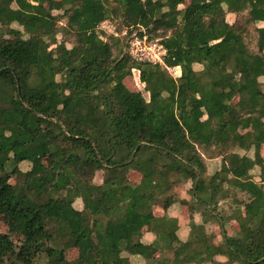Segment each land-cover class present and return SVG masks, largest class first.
Returning a JSON list of instances; mask_svg holds the SVG:
<instances>
[{"label":"trees","instance_id":"16d2710c","mask_svg":"<svg viewBox=\"0 0 264 264\" xmlns=\"http://www.w3.org/2000/svg\"><path fill=\"white\" fill-rule=\"evenodd\" d=\"M106 20L126 37L144 29L159 40L163 64L101 38ZM260 24L264 0H0V222L8 228L0 264H128L124 252L153 260L159 250L173 252L168 264H221L216 255L264 264ZM134 70L149 99L126 85ZM218 158L220 170L208 174L207 160ZM132 170L139 183L128 179ZM188 182L191 234L173 246L177 220L155 217L153 207L169 209ZM241 182L251 198L245 213L232 208L242 203ZM196 213L220 227V244ZM144 228L154 244L141 243ZM72 249L78 255L68 260Z\"/></svg>","mask_w":264,"mask_h":264},{"label":"rangeland","instance_id":"374dc122","mask_svg":"<svg viewBox=\"0 0 264 264\" xmlns=\"http://www.w3.org/2000/svg\"><path fill=\"white\" fill-rule=\"evenodd\" d=\"M188 3H189V1L185 5L181 6L180 7L181 10L184 9L187 6ZM234 16L235 15H231V14H228L227 15V19H228V21L230 23H233V21L235 19ZM111 23L112 24H107V25L106 24H103V25H101L99 27L100 32H101V34H100L101 35V38H103L106 41H111L110 40V36H113V37H116V38H120V40L122 41L123 45L127 44L129 46V49L128 50H127V48H125V46H123L124 47L123 48V51L125 53L128 52V51L129 52L132 51V53H133L135 46H136L137 50L138 49H144L143 52H145V50H149L148 47L151 45L152 42L149 40V38H148V36L146 34L143 37L133 36V35H130V36H127L126 37L127 30L123 27V25H120V23L117 22V21H112ZM58 40L59 41L62 40L61 36L58 37ZM154 42H155L154 45L151 46V48H152L153 51H152V53L149 51V53L151 54L152 59L155 62H158V63L161 64V60L163 62L162 56H164L163 55L164 52H163V50L161 48L163 46L160 45V44H158L159 40H155ZM132 44H133L134 47H131ZM156 44L158 46H156ZM159 46H161V47H159ZM52 48H54V46H52ZM120 48H122V46H120ZM159 49H161V50H159ZM143 52H140V57H142L141 56L142 55L141 53H143ZM119 54H120V50L118 49V50H116L115 55L118 56ZM195 69L196 70H201L202 67L199 66V65H196L195 66ZM169 71L172 74V76H174L175 78H177L180 75V73H181L180 69H176V68L169 69ZM125 83H126V85L128 86V88L130 90L135 91V92L140 91V92L143 93V95L147 99H149V94L145 91L144 84H142L140 82V74H139L138 71H135L134 70L132 77L128 78ZM239 153L241 155H248V156H251V157L254 156V153L253 152H250V151L249 152L248 151L247 152H245V151H239ZM262 154L264 156V148H263V153ZM221 162H222V159L221 158H218L216 160H212V159L211 160H207V164L209 166L208 167L209 174H213L217 170H220L221 164H222ZM49 163H50V158L49 157H45L44 158V164L45 165H49ZM20 168H21L22 171H26V170H28L30 168V165L28 163H24V164L21 165ZM259 174H260V169L258 167H256L255 169H253V171L251 172V177L253 178L254 181L260 182ZM0 177H2V179H4V175H2L1 172H0ZM102 180H103V173L102 172H99L97 174L96 178H95V183L96 184H99L100 182H102ZM18 182H21V179L20 178H19V180L16 179V178L10 179V183L11 184H17ZM188 185H190V183H188ZM240 188H242L241 192L239 191ZM245 188H246V185H244V184L239 185V190H238L237 196H236V197H238V199L242 203L241 204H234V203H232V208L233 209L236 208V207H241L243 213H245L246 211H248V205L250 203L249 201L251 200V198H248L249 195L246 193V189ZM75 207L78 208V209L82 208V201L81 200H76ZM222 207H223L224 210H228L229 209L227 203H222ZM216 227L217 226H213V227H210L209 229L212 230L214 232V234H215L216 231L217 232H221L220 230L218 231V229H216ZM0 232H3V233H7L8 232V228H7V226L5 225V223L3 221L0 222ZM228 232L229 233H232L233 232V229L231 228V222L229 223ZM12 239L14 240V243L16 245H18L20 243V241L22 240V237L20 235L16 234V235H13L12 236ZM63 240H65V239H63ZM70 258H73V256L70 257ZM67 259L68 260H71V259H69V257Z\"/></svg>","mask_w":264,"mask_h":264},{"label":"crops","instance_id":"0c3cea01","mask_svg":"<svg viewBox=\"0 0 264 264\" xmlns=\"http://www.w3.org/2000/svg\"><path fill=\"white\" fill-rule=\"evenodd\" d=\"M181 6H183V5H181ZM111 22H112L111 20H106V21L102 22L101 25L112 24ZM260 26H264V24H260ZM176 69H180V68H176ZM208 174H209V172H208ZM128 179L133 183H139L141 181L142 177L139 173L132 170L128 174ZM188 183H190V185H188ZM188 183L181 184L176 188V194H177L179 200L176 203H174L172 206H170L169 209L164 210L163 207H161L160 205H154V207H153V213H154L155 217H157V218L168 217L170 219L177 220L178 231L172 237V243H173L172 245L173 246H181V245L185 244V242H187L188 239L190 238V234H191V227H190L191 217H190L188 207H186L184 205L185 203H190L193 201V197L191 194L192 182H188ZM101 184H103V180L98 185H101ZM241 184H244V183L241 182L240 185ZM242 188H240V190H239V187H238V190L241 191ZM194 222L197 225H203L206 229L207 234H213L216 237V241H214L215 244L221 243L222 238H221L220 232L216 231L214 234V232L209 229L210 227L217 226L216 229H218V231H219L220 227L218 225H213L212 223H204L201 215L197 214V213L194 216ZM156 241H157V235L154 232L150 231L149 228H144L141 243H143L145 245H152ZM96 251H95L96 259H97V261H99V257L96 254ZM77 255H78V252L76 249H72L69 252H67V258L69 257V259H71V260L76 259ZM72 256H73V258H70ZM122 257L125 258L126 260H128V264H168V262L174 258V254L172 251L159 250L154 255L153 260L152 259L148 260L141 255H132V254H129L127 252H124L122 254ZM213 260H214V262L221 263V264H224L227 262V258L224 256H220V255L214 256ZM193 264H195V263H193ZM203 264H216V263L206 262Z\"/></svg>","mask_w":264,"mask_h":264},{"label":"built area","instance_id":"2783aa9c","mask_svg":"<svg viewBox=\"0 0 264 264\" xmlns=\"http://www.w3.org/2000/svg\"><path fill=\"white\" fill-rule=\"evenodd\" d=\"M141 32H143V34L145 35L146 34V31L144 30V29H142L141 30ZM133 36H139V34H138V32H134L133 34H132ZM131 42V41H130ZM130 44V43H129ZM152 45H154V43H151V45L148 47V49L149 50H145V52H143L144 51V49H138L137 50V48H136V46H135V48H134V51H133V53H132V51H128L135 59H137V60H139V61H150V62H154V63H158V62H155L153 59H152V56H151V54L149 53V51L152 53V48H151V46ZM156 46H158L157 44H156ZM131 47H134L133 46V44H132V46ZM159 47H161V46H159ZM162 48V50H163V55L165 56V54H166V50L163 48V47H161ZM128 49H129V47H128ZM127 49V50H128ZM131 49V48H130ZM159 50H161V49H159ZM143 52V53H141L142 55V57H140V52ZM139 56V57H138ZM164 56H162V58L164 59ZM161 64H163V62H162V60H161Z\"/></svg>","mask_w":264,"mask_h":264}]
</instances>
